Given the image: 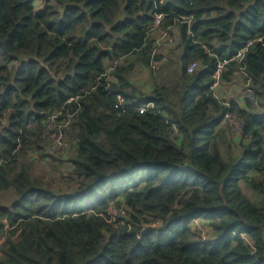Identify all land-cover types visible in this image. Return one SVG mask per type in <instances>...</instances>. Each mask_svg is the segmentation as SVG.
<instances>
[{"label": "trees", "instance_id": "trees-1", "mask_svg": "<svg viewBox=\"0 0 264 264\" xmlns=\"http://www.w3.org/2000/svg\"><path fill=\"white\" fill-rule=\"evenodd\" d=\"M259 38L264 0H0V264H264V202L245 194L264 196V45L245 57L254 103L211 91ZM63 121L66 169L35 177Z\"/></svg>", "mask_w": 264, "mask_h": 264}, {"label": "rangeland", "instance_id": "rangeland-1", "mask_svg": "<svg viewBox=\"0 0 264 264\" xmlns=\"http://www.w3.org/2000/svg\"><path fill=\"white\" fill-rule=\"evenodd\" d=\"M39 8V5H36V9ZM163 61L160 62V67L162 66ZM135 80L133 81L134 84H137L138 86L141 85L144 86L145 79H144V72H137ZM221 91L225 92H232L234 95H238L240 97H243L246 99V80L243 75H237V77L234 79V82L232 85L226 87L222 86ZM150 88V87H149ZM144 91L148 90L147 81L145 84V88H143ZM68 124L67 122L63 121L60 123L57 122H51V124L48 127V131L46 132L44 141L46 142V151L44 152L45 158L40 157V155L36 154H29V157L31 159V162L35 164V170L34 175L35 177L43 176L45 175L46 178L50 177H56L59 173V171H63L66 169L67 164H62L61 161L63 160L65 155H69L71 151V145L68 141L65 140L66 136L65 133H63V130L67 131ZM63 134V138L60 142V146H57L56 141L57 137ZM240 135L236 136L235 138H239ZM57 146L56 151L50 152V150ZM50 152V153H49ZM64 163V161H63ZM245 194L252 200H254L256 203H262L264 202V196H261L260 194H255L251 192L250 190H246ZM110 215L114 222H119L117 219L122 220L124 217H116L114 214L117 210H126L124 206H114L110 208ZM127 219V217H126ZM125 219V221H126ZM199 237H201L202 240L209 239L211 237V230L209 229L208 225L205 224L203 227H199Z\"/></svg>", "mask_w": 264, "mask_h": 264}, {"label": "built area", "instance_id": "built-area-1", "mask_svg": "<svg viewBox=\"0 0 264 264\" xmlns=\"http://www.w3.org/2000/svg\"><path fill=\"white\" fill-rule=\"evenodd\" d=\"M165 14H161V13H154V22H153V37H156V43L157 45L160 47L162 44H172L175 40V38H173V36L170 35V30H164L161 28V24L164 22L165 20ZM177 23L180 24V26L182 25H187V28L190 30L191 27V18H179L177 19ZM257 43L264 45V38H259L257 40L254 41H250L246 44V46L237 53L236 56H234L231 60H225L222 62L217 63L214 74H213V86L211 87V91L213 92L214 96L216 97L217 100L222 101V97H224L222 95H220L221 93V85H223L222 83V75L224 72H226L229 64L232 61L237 62L240 65V71L238 72V75H243L245 80H246V99L243 98L244 100H248L251 103H254V94L253 92L250 90V85H251V79L249 78V76L246 73V66H245V57L247 55V53L249 52L250 48L253 47L254 45H256ZM160 66V61L157 60H153L151 62V69L152 70H157ZM199 67V65L197 63L192 64L191 66H189V68L187 69V73L188 74H192L195 70H197ZM109 74V73H108ZM232 85V84H231ZM230 86V84L228 85ZM227 86V87H228ZM222 94V93H221ZM118 99L120 100V97H118ZM231 98H228L227 100L224 99L221 104L226 106L229 109V105L228 102L230 101ZM244 102V101H242ZM153 107V104H146L144 106H142L141 108H139V111L141 112H145L148 111L149 109H151ZM54 120V119H52ZM225 123H227L231 129V133L234 137L240 135L241 133V129H242V123L237 120L235 117L227 114L225 116ZM63 138V134H60L57 137V141L56 144L57 146H60V142ZM57 146L52 148L50 150V152L52 151H56L57 150ZM49 152V153H50ZM110 210L108 211L109 216L110 215ZM114 214L116 216H121L124 217L126 215V210H117L114 212ZM198 227L197 225L194 227V229ZM200 228H197L196 231H199Z\"/></svg>", "mask_w": 264, "mask_h": 264}, {"label": "crops", "instance_id": "crops-1", "mask_svg": "<svg viewBox=\"0 0 264 264\" xmlns=\"http://www.w3.org/2000/svg\"><path fill=\"white\" fill-rule=\"evenodd\" d=\"M221 93H222V95H223L224 97H228V98H231V99L237 98V97L234 96V94H233L232 92H230V91H228V92L221 91ZM228 98H226V99H228Z\"/></svg>", "mask_w": 264, "mask_h": 264}, {"label": "water", "instance_id": "water-1", "mask_svg": "<svg viewBox=\"0 0 264 264\" xmlns=\"http://www.w3.org/2000/svg\"><path fill=\"white\" fill-rule=\"evenodd\" d=\"M109 30V29H108ZM0 224H3V225H5V223H2L1 221H0Z\"/></svg>", "mask_w": 264, "mask_h": 264}]
</instances>
